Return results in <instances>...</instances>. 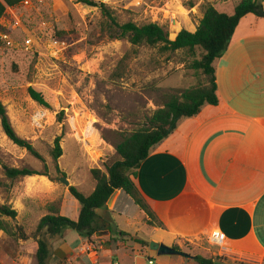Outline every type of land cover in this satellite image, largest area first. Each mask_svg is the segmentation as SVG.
Instances as JSON below:
<instances>
[{
	"label": "rangeland",
	"instance_id": "rangeland-1",
	"mask_svg": "<svg viewBox=\"0 0 264 264\" xmlns=\"http://www.w3.org/2000/svg\"><path fill=\"white\" fill-rule=\"evenodd\" d=\"M91 1L107 5L120 24L156 23L175 40L182 30L197 29L205 6L233 15L241 0ZM259 2L264 6V0ZM105 25L100 8L82 0H32L7 10L0 27V102L18 136L30 142L40 158L15 145L0 121V159L9 167L40 175L11 181L0 165V206L18 212L16 220L0 217V222L17 234L21 225L30 235L24 242L0 231L1 264H32L37 226L51 209L63 205L62 216L73 221L79 216L73 203H80L58 179L66 176L80 192L91 195L95 186L91 170L105 171L120 159L116 146L123 136L143 129L170 95L198 84L199 72L190 68L193 59L186 51L164 53L160 47L111 40ZM5 36L11 45L5 43ZM31 88L45 96L49 108L32 99ZM57 138L63 155L56 161L52 153ZM119 201L125 209L135 207L126 194ZM115 218L116 224L126 227L124 219ZM132 223L131 230L139 237L154 236L152 228ZM67 231L68 246L65 241L54 242L50 264L65 260L71 250L80 255L83 237ZM180 243L181 251L206 257L198 242ZM139 257L142 264H149V257L154 264L166 261L154 252ZM182 258L185 264H197ZM182 258L171 259L175 263Z\"/></svg>",
	"mask_w": 264,
	"mask_h": 264
},
{
	"label": "crops",
	"instance_id": "crops-1",
	"mask_svg": "<svg viewBox=\"0 0 264 264\" xmlns=\"http://www.w3.org/2000/svg\"><path fill=\"white\" fill-rule=\"evenodd\" d=\"M215 67L219 104L205 105L198 115L180 120L133 178L163 227L147 225L133 201L135 207L123 208V191L116 192L108 210H97V222L110 223L114 233L168 247L198 242L206 258L220 257L221 264H264V19L244 17ZM70 183L75 186L72 179ZM73 204L80 215L81 205ZM117 216L126 227L116 224ZM133 220L152 228L154 236L145 240L135 234ZM128 236L111 248L103 246L97 264H142L139 256L153 251ZM215 236L218 242H213ZM172 257L162 256L164 264H185L182 257L175 263ZM148 260L154 264L153 258ZM54 264L92 263L71 250Z\"/></svg>",
	"mask_w": 264,
	"mask_h": 264
},
{
	"label": "trees",
	"instance_id": "trees-1",
	"mask_svg": "<svg viewBox=\"0 0 264 264\" xmlns=\"http://www.w3.org/2000/svg\"><path fill=\"white\" fill-rule=\"evenodd\" d=\"M26 1L32 0H0V27L7 20V10L22 7ZM82 2L87 6L100 8L106 19L105 30L111 40L126 39L133 46L160 47L164 53L186 51L193 59L190 68L199 72L200 79L198 84L170 95L165 105L153 113L143 129L129 136H123L122 141L116 146L119 160L108 166L105 171L99 168L91 170L93 181L96 184L91 195H84L73 185L69 187L70 194L81 205L77 221L61 215L62 205L58 209H51L47 215L41 218L36 229L38 248L35 259L37 264H50L53 243L59 240L64 241L67 230H73L79 236L97 242L105 248H111L118 240L126 241L124 237L128 234L114 233L110 223H106L108 224L106 226L97 222V210H108L107 202L117 191H123L140 208L145 215L144 222L147 225L163 227L140 194L133 178L136 177L137 170L148 158L151 149L168 138L176 130L180 120L198 115L205 105L216 106L219 104L215 62L222 58L228 50L234 33L244 17L253 14L264 19V7L259 0H241L233 15L222 13L213 5H208L204 7L203 18L195 31L182 30L175 40H170L165 29L156 23L137 25L128 22L120 24L107 5L97 4L91 0H82ZM5 43L7 44V42ZM29 93L39 105L49 108V104L41 92L31 88ZM0 121L3 132L15 145L40 158L34 146L18 136L9 119L7 109L1 102ZM62 155L61 139L57 138L52 156L57 161ZM0 165L6 178L11 181L40 175L28 168L9 167L1 159ZM0 217L16 220L18 212L10 206L2 205L0 206ZM0 231L24 242L30 240V235L21 225L18 227L17 234L0 222ZM100 231H109L111 234L113 232L114 236L97 238L96 233ZM128 237L137 244L149 247L150 243L146 241L130 235ZM173 248L181 251L179 245H175ZM221 260L220 257L206 258L198 255L194 258L197 264H221Z\"/></svg>",
	"mask_w": 264,
	"mask_h": 264
},
{
	"label": "water",
	"instance_id": "water-1",
	"mask_svg": "<svg viewBox=\"0 0 264 264\" xmlns=\"http://www.w3.org/2000/svg\"><path fill=\"white\" fill-rule=\"evenodd\" d=\"M58 181L62 184H64L67 187H71V183L70 180L67 179L66 176L61 177L60 179H58ZM116 195V192L110 197V199L107 202V206H111L113 199ZM109 236V231H100L96 233V237L97 238H104ZM149 249L155 253H157L158 256H166V255H171V256H180V257H184V258H190V259H194L195 257L189 255L188 253H185L183 251H177L176 249H174L173 247H168L166 245L163 244H159L155 241H151L149 244ZM238 264V263H237Z\"/></svg>",
	"mask_w": 264,
	"mask_h": 264
},
{
	"label": "built area",
	"instance_id": "built-area-1",
	"mask_svg": "<svg viewBox=\"0 0 264 264\" xmlns=\"http://www.w3.org/2000/svg\"><path fill=\"white\" fill-rule=\"evenodd\" d=\"M29 3V1H26L25 4ZM5 39L8 41L7 44L11 45L12 43L8 40V37L5 36ZM29 39L26 40V44L28 43ZM219 238L218 237H214L213 238V242H218ZM100 244L97 242H93V241H88L83 243L80 248H79V254L82 257H85L90 263L92 264H97L99 259H100V255L101 252L103 250L102 246H99ZM150 264H153V262H150Z\"/></svg>",
	"mask_w": 264,
	"mask_h": 264
}]
</instances>
